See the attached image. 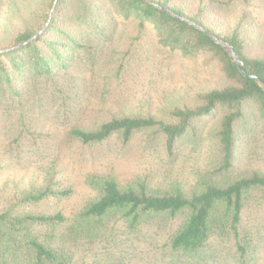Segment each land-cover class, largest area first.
Here are the masks:
<instances>
[{"label":"trees","instance_id":"1","mask_svg":"<svg viewBox=\"0 0 264 264\" xmlns=\"http://www.w3.org/2000/svg\"><path fill=\"white\" fill-rule=\"evenodd\" d=\"M252 2L58 0L42 35L0 53V106L8 118L19 109V121H24V107L48 102L62 108L63 121H75L68 130L71 140L91 147L117 139L127 147L140 138L157 160L173 166L170 173L183 159L188 176L155 181L142 175L122 182L113 175L90 174L86 183L93 195L66 216L32 211L49 199L72 194L59 187L56 165H47L42 185L17 187L0 208V264H77L80 249L115 231L135 234L145 226L163 233L167 252L177 259L202 263L220 258L224 250L214 242L226 240L233 241L238 261H247L255 246L252 236L264 229V214L255 211L264 208V90L244 77L205 32L158 6L231 45L246 71L264 80V28L252 25ZM54 3L0 0V51L34 37ZM143 36L164 56L185 63L192 77L188 99L160 114L126 107L98 120L105 100L113 97L135 62L133 43ZM115 38L119 43L130 40L129 49L104 55ZM113 80L118 86L111 91Z\"/></svg>","mask_w":264,"mask_h":264},{"label":"rangeland","instance_id":"2","mask_svg":"<svg viewBox=\"0 0 264 264\" xmlns=\"http://www.w3.org/2000/svg\"><path fill=\"white\" fill-rule=\"evenodd\" d=\"M194 2L195 0H191V3ZM249 12L254 28H264V0H253ZM52 13L51 11L50 14ZM131 33L134 34L132 31ZM127 39L126 43H119L115 38V42L108 45L103 54L115 49L121 52L128 50L131 41ZM131 50L135 52V62L123 75L119 89L112 92L113 97L105 100L104 115L98 120L108 117L109 112L126 107L132 110L133 107L144 109L143 113L150 111L160 114L171 104L189 97L191 72L179 57L164 56L147 36L135 41ZM116 56L119 57L120 53ZM117 86V81L113 80L110 90L117 89ZM114 95H117L116 98ZM22 111L26 112L25 120L19 121V109L11 111L8 118L0 106V208L11 201L17 187L26 189L31 185H42L43 170L47 165L53 167V164L56 165L59 187L69 188L72 194L62 199H49L33 207V210H28L49 214L61 211L66 216L73 214L93 195L86 183L90 174L113 175L122 182L142 175H149L155 181L165 176H178L181 181L188 178L183 159L174 165L175 173H170L173 166L157 160L150 150L145 149L140 138L127 147H123L117 139L86 147L69 138L68 130L75 121H63L61 107L54 108L47 102L40 108L28 110L24 107ZM94 122L86 121V125ZM243 144L241 143V148H244ZM245 156L246 153L242 152V163ZM163 160L167 161L166 157ZM251 208L255 210L254 207ZM255 211L264 214V208ZM260 221H264V217ZM149 227L145 226L141 233L135 234H126L123 230L115 231L102 242L80 249L75 263L264 264V229L252 236L255 238V246L249 252L246 262L238 261L233 250V241L230 243L223 240L214 242L222 246L223 257L204 259L200 263L198 260L185 261L171 256L164 246L166 239L163 233L157 235L158 229Z\"/></svg>","mask_w":264,"mask_h":264},{"label":"water","instance_id":"3","mask_svg":"<svg viewBox=\"0 0 264 264\" xmlns=\"http://www.w3.org/2000/svg\"><path fill=\"white\" fill-rule=\"evenodd\" d=\"M57 2H58V0H55V3H54V7H53L52 12L54 11V8H55ZM156 6H157V5H156ZM158 7H159L161 10L166 11V12H169L171 15H173V16H175V17H178V18H180V19L186 21V22L189 23L190 25L196 27L197 29H199V30L205 32L208 36H210V37L214 40V42H215L216 44L220 45L223 49H225V50L227 51V53L229 54V57H230L231 61H232L234 64H236V66L238 67L240 73H241L244 77H246V78H248V79H252V80L257 81V82L259 83V85H260V86L263 88V90H264V80H263L262 78H260L258 75L250 74V73H248V72L246 71L244 62H243V61L240 59V57L236 54V52L234 51V48H233L231 45H229V44L225 43L224 41L218 39V38L215 37L213 34H211V33L208 32L207 30H205L203 27H201L199 24H196V23L190 21V20L187 19V18L180 17V16H178V15H176V14L170 12L169 10H167V9H165V8H162V7H160V6H158ZM51 19H52V15L50 14L49 17H48L47 23H46V25L44 26V28L41 29V30H40V31H39L34 37H32L30 40H28V41L25 42V43L19 44V45L15 46V47H11V48H8V49L1 50L0 53H6V52H9V51H13V50L19 49V48H21V47H23V46H26V45H28V44L31 43V42H34V41H35L40 35H42V34L45 32L46 28L49 26V24H50V22H51Z\"/></svg>","mask_w":264,"mask_h":264}]
</instances>
